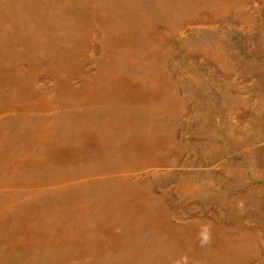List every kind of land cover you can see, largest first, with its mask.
Returning a JSON list of instances; mask_svg holds the SVG:
<instances>
[{
	"label": "rangeland",
	"instance_id": "rangeland-1",
	"mask_svg": "<svg viewBox=\"0 0 264 264\" xmlns=\"http://www.w3.org/2000/svg\"><path fill=\"white\" fill-rule=\"evenodd\" d=\"M0 264H264V0H0Z\"/></svg>",
	"mask_w": 264,
	"mask_h": 264
}]
</instances>
